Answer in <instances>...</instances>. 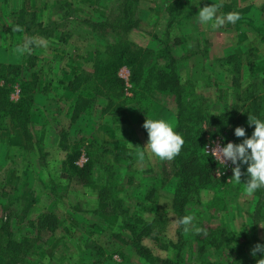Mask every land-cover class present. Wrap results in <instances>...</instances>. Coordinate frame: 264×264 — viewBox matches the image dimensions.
Here are the masks:
<instances>
[{
  "label": "rangeland",
  "instance_id": "rangeland-1",
  "mask_svg": "<svg viewBox=\"0 0 264 264\" xmlns=\"http://www.w3.org/2000/svg\"><path fill=\"white\" fill-rule=\"evenodd\" d=\"M213 3L222 5L218 14L227 13L230 5L228 12L240 13L241 19L216 30L202 25L199 8ZM168 5L175 14L172 22ZM126 7L135 10L136 22L141 23L129 33L133 49L154 46L155 39L169 40L179 85L193 89L196 105L217 116L198 126L207 131L204 150L238 143L234 130L243 124L232 121L231 112L234 103L241 102V90L233 81L234 62L226 56L243 58L240 89L255 73L264 72V0H0V82L16 79L9 93L13 100L23 93L22 78L32 91L25 125L8 117L0 120V247L9 238L23 241L18 260L11 264H167L157 258L177 259L178 251L188 264H228L236 253L231 245L242 246L255 259L264 258V253L251 254L256 244L264 245L260 226L264 207L256 212L253 196L233 183L231 161L224 166L211 156L214 163L205 169L212 185L200 188L196 181L200 200L188 204L186 213L194 216L193 225L203 229L200 233H186L176 223L173 202L183 161L162 162L146 155L144 162H138L136 149L148 140L143 127L147 117L165 119L176 127V92L150 91L152 84L146 83L139 89L144 110L138 109L132 103L131 71L124 65L119 70L125 82L121 99L129 101L122 109L114 113L102 108L113 103L112 98L120 101L102 87L105 92L98 93L102 98L71 121L74 100L87 91L67 89L65 83L76 72L92 73L98 47L114 41L96 27L112 12L120 17ZM23 8L27 19L35 16L31 30L40 22L46 30L25 31L18 20ZM52 20L57 22L50 28ZM16 26L22 30L14 31ZM27 37L43 38L47 47L17 53L16 47ZM168 57L159 61L165 63ZM30 60L35 64L30 66ZM88 161L90 172L85 176L73 167ZM184 169L196 172L189 159ZM136 219L144 222L136 224ZM129 224L143 236L135 235ZM223 231L231 240L217 246ZM3 260L0 254V264Z\"/></svg>",
  "mask_w": 264,
  "mask_h": 264
},
{
  "label": "trees",
  "instance_id": "trees-1",
  "mask_svg": "<svg viewBox=\"0 0 264 264\" xmlns=\"http://www.w3.org/2000/svg\"><path fill=\"white\" fill-rule=\"evenodd\" d=\"M169 15L171 18L170 22L174 21L175 14L173 13V6L168 5ZM126 11L121 10L120 17H113L114 13L112 12L110 16L105 17L103 22L99 23V26L96 27V30L100 31L103 35H110L114 37V41L108 42L102 46H99L96 53L94 54V63L91 74H86L84 72H79L73 76V80L70 81L69 84L65 83V88L72 90L84 89L87 92L79 93L77 98L74 100L72 104L71 111V121L76 119L81 114H84L88 111L90 107L102 97L98 93L105 92L102 87L109 88V90L115 95L120 101L111 100L113 103L108 102L106 108L103 109H112L116 112L117 109L121 108L126 100H122L123 96V87H124V79L119 75V70L127 65L131 71V82L134 89V100L132 103L138 109L144 110L140 107L139 103V89H145L146 83H151L152 87L149 86L150 91L153 89H157L160 92H176V104L178 106V122L175 127V131L180 133L183 136L185 141L182 152L184 154H180L174 158L176 164H181L183 161V167L186 168L187 160L189 159L196 169V172L200 174V176L196 175V172H192L189 174L188 170L178 167V182L177 188L175 190V197L173 206L178 214V218L187 215V206L188 204H195V202L199 201L200 188L212 185V178H210V174L205 169V167L212 166L210 164L214 160L208 153L204 150V144L206 143V132L204 129H199V125L202 120L208 119L212 121L217 116L213 113L206 112L202 107L196 105L198 99L196 98L195 91L190 88L188 90L187 87H181L179 85V75L178 70L175 66L176 58L172 54V45L170 46V42L167 39H155L156 45L146 48H139V50L133 49V43L129 39V33L133 27L141 26V23L136 22L135 16L136 12L133 8L126 7ZM230 5L226 8V12L230 10ZM121 9L120 6L117 10ZM27 11L24 8L20 11L18 16V20L25 24V31L29 34H33L35 31H45L46 27H42V22L37 23V28L30 29V26H33L35 23V16L30 15L29 19L26 18ZM137 17V16H136ZM112 18V19H111ZM56 20L50 21V28H53L56 24ZM97 26V25H96ZM55 30V28H54ZM51 32L53 33L52 29ZM168 57V61L163 63L159 61L163 57ZM34 59L33 56H30ZM166 59V58H165ZM226 60L228 62H234L231 69L234 71L233 81L236 83V87L238 90V98H240V103L236 102L233 105L231 116L232 121L235 123L243 124V128L247 130L249 133L246 134L247 137L252 135L254 131V125H249L248 116L249 114L256 116L257 118L264 120V72L263 73H255L253 75L252 81L243 89H240V84L238 81V74L242 68L243 58L238 54H231L226 56ZM149 62V63H148ZM35 62L30 60L29 65H34ZM2 73L0 71V79L2 77ZM148 77L147 80L144 77ZM5 78V77H4ZM6 79V78H5ZM17 82L15 78L10 80H5L4 82H0V120L8 117L12 119L15 124H23L28 121L30 118L31 112L30 108L32 105V96L29 90L28 81H23V78L20 81L21 92L23 93L19 100H13L10 98V90H12L13 84ZM138 88V90H137ZM90 91H94L96 93L92 94ZM29 92V93H28ZM92 94V95H90ZM138 94V96H137ZM138 97V98H137ZM109 105V106H108ZM226 115V113H223ZM246 132V131H245ZM62 138L66 137V131H62ZM244 137H240L238 139V143L243 141ZM73 154V153H72ZM74 154L77 156L80 154V151H74ZM188 158V159H187ZM209 162V163H208ZM91 161L86 162L84 166L73 165V167L79 172H81L84 176L85 174H89L90 172ZM199 168V171H198ZM241 184L238 186H244L243 183L247 181V165L241 164ZM209 179V180H208ZM201 185L198 188L197 182ZM253 199L255 201L254 206L257 208L256 212H259V209L264 207V189L258 190L254 195ZM255 215V214H254ZM255 218L253 217V220ZM256 220V219H255ZM144 222L142 219H136L135 223L138 224L140 222ZM146 225V224H144ZM130 230H134V225L129 224ZM148 226V225H147ZM148 232L147 231H144ZM135 235H137L135 233ZM139 238L143 235H137ZM231 238L228 237L225 232H222V236L217 243V246H222L224 243H228ZM23 245V241H18L12 238H9L8 244L0 247V254L4 256L5 260H3L4 264H11L18 260L20 256L21 246ZM168 246V245H167ZM231 250H235L234 257L228 261V264H256L257 260L251 257L249 254L244 252L242 246L238 245L234 248L231 245ZM177 259L170 258H157L161 263L167 264H188L183 259L182 253L178 251ZM148 259H154V257L150 254V252L143 253ZM156 259V260H157ZM155 260V259H154ZM208 264H214L213 262H209Z\"/></svg>",
  "mask_w": 264,
  "mask_h": 264
},
{
  "label": "clouds",
  "instance_id": "clouds-1",
  "mask_svg": "<svg viewBox=\"0 0 264 264\" xmlns=\"http://www.w3.org/2000/svg\"><path fill=\"white\" fill-rule=\"evenodd\" d=\"M220 7L222 5L214 3L200 7L197 13L198 21L202 25H210L212 30H216L226 24H235L241 19L240 13L234 11L218 14ZM19 30H22L19 26L14 28V31ZM33 46L47 47V41L43 38L27 37L22 44L16 47L15 51L19 54H31ZM248 123L255 126L250 137L246 136L245 129L241 126H237L234 130L235 136L244 137L241 143L216 144L210 152L205 149L208 156H212L224 166L227 161H231L234 165L231 178L236 185L242 183L241 164L247 165L248 179L243 183L244 194L251 197L258 190L264 189V120L249 114ZM143 127L147 130L148 140L145 146H139L136 149L135 156L138 162H144L146 155L163 162L171 161L180 154L185 141L169 121L162 118L152 119L147 117ZM193 221V215H184L176 223L186 233L191 230H195L196 233L202 232L203 229L195 227ZM260 226L264 227V225ZM257 253H264V245L258 243L252 248L251 254L256 256ZM256 264H264V258L258 259Z\"/></svg>",
  "mask_w": 264,
  "mask_h": 264
}]
</instances>
